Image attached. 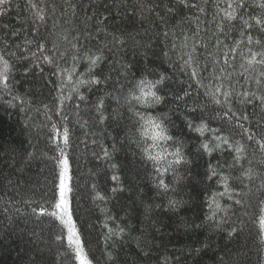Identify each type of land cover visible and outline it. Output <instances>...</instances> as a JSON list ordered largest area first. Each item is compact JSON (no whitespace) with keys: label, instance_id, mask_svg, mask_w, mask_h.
<instances>
[{"label":"trees","instance_id":"16d2710c","mask_svg":"<svg viewBox=\"0 0 264 264\" xmlns=\"http://www.w3.org/2000/svg\"><path fill=\"white\" fill-rule=\"evenodd\" d=\"M33 2L44 10V21L34 18L28 0H11L7 13L0 16V49L15 53L6 57L12 65L11 94L0 90V264H79L68 245L67 228L57 218L39 213L40 207L54 211L59 200L60 148L69 161L72 218L92 264H264L260 226L264 148L259 144L264 141V104L258 99L264 95V82L257 85L240 75L237 53L235 70L228 67L233 75L224 81L233 91L229 102L215 104L208 95L221 82L219 66L214 69L208 55L215 51L216 0H207L204 13L184 8L178 0ZM221 7H225L223 0ZM245 12L257 15L264 10L247 7L241 14ZM189 16L200 17L195 40L191 38L197 23L186 19ZM233 24L229 31L225 22L227 36H220L227 44L238 38L241 23ZM253 35L264 40V34L256 30ZM114 36L124 43L114 42ZM185 36L190 45L196 44L197 59L191 66L184 64L190 50L183 46ZM27 40H42L44 54L52 56L54 63L41 60L38 67L33 66L31 52L37 51L36 43L26 44ZM101 52L103 60L89 73L86 55ZM73 56L79 59L74 61ZM193 67L198 71L195 77ZM26 68L31 70L25 72ZM64 69L72 73V80L67 73L61 74ZM93 75L100 78V85H80L78 92L74 90L78 79ZM161 75L166 77L159 86L162 103L135 107L166 116L169 135L180 142L189 161L163 176L170 186L167 193L156 186V167L142 151L152 141L141 136L140 122L124 102L142 76L155 80ZM243 91L257 98L245 99L239 95ZM61 97H68L63 104ZM101 97L108 117L103 122L95 111ZM202 121L219 131L201 135L195 127ZM53 124L69 129L66 148L62 139L56 140ZM221 134L234 146L244 145L239 164L228 145L211 154L200 147L205 141L214 144V135ZM163 146L169 152L175 147L172 141ZM105 149L110 153L107 158ZM210 166L230 177L232 199L217 197L227 214L212 204L213 194L224 188L218 177L209 179ZM248 168L255 173L252 179L241 175ZM113 175L119 180H112ZM176 176L181 178L179 183L174 182ZM113 188L122 190L113 193ZM169 199L181 201L180 206L170 208ZM121 228L124 232L116 235ZM61 234L64 239L57 240Z\"/></svg>","mask_w":264,"mask_h":264},{"label":"snow or ice","instance_id":"6c2138e0","mask_svg":"<svg viewBox=\"0 0 264 264\" xmlns=\"http://www.w3.org/2000/svg\"><path fill=\"white\" fill-rule=\"evenodd\" d=\"M11 2V0H0V16L7 13V5ZM179 5L187 9H194L196 12L204 13L205 5L207 0H200V2H190V0H178ZM225 7H221V0H216L215 7L217 9L216 15L213 16V23L216 25V32L213 33L215 38V43L213 44L214 52L210 51L208 55L211 57L213 62L214 69L219 66L220 76L217 77L221 82L214 88V90L210 91L208 95L212 98V101L215 104L228 103L229 98L233 95V91L231 90V84L228 87H225L224 81L230 80L233 72L228 71V67H232L235 70L234 61L237 58V53H239L241 63L239 65L242 72L240 75H246L248 80L254 79L257 85H260L264 82V70L257 71L258 68H264V40L260 39L258 36L253 35V30L258 31L259 33L264 34V12L262 14L257 15H247L245 12L241 14L247 7H257L261 10H264V0H252L251 5H249V0H223ZM28 5L31 9L35 10L33 12V16L36 20L44 21L45 15L44 10L38 8L37 4L33 2V0H28ZM55 6H53L54 8ZM143 8L144 6L141 5ZM152 8L149 6V11ZM168 12H174L175 9L167 8ZM157 15H159L157 13ZM247 16V18H245ZM217 17H220L217 20ZM107 19V18H105ZM186 19L192 20L194 23L200 21L199 16H189ZM239 20L241 23V28L238 31V38L233 39L231 44H227L224 40L220 39L221 35L227 36L225 32V22H227L229 26V31L234 27L233 22ZM7 27V26H5ZM199 23H197V30L193 34L192 40H195L199 36ZM36 33H39V27L35 26L33 29ZM17 35V33H13ZM67 40V36L64 37ZM189 37L185 36L183 46L185 48H189L190 50L187 52V59L184 60L185 66H191L196 62L197 57L195 56L196 44L193 42L191 45L188 43ZM113 41L116 43L123 44L124 40L122 38L113 37ZM26 44L36 43V52H31V57L34 61L33 66H39L40 61L42 60L45 64H53V57L50 55H45L44 51L46 49V44L40 40L39 42L33 40L25 41ZM253 46H257L259 50H255ZM205 48L208 47L207 44L204 45ZM53 48H56V45L53 44ZM73 48H76V45H73ZM27 52L28 49H25ZM37 52L40 53V56H37ZM15 53H7L5 50L0 49V90L9 92L11 94V73H12V65L9 62V59L6 57ZM23 59L28 60L27 55L22 56ZM63 58V55L61 56ZM72 59L75 61L79 59L77 56H73ZM86 59L88 60V72L92 73L96 67H98L99 63L103 60L102 52L99 54L86 55ZM59 66H57L58 68ZM31 69L26 68L25 72H29ZM43 71V69H40ZM75 68H73V72ZM67 73V79L72 80V73L68 72L67 69L61 70V74ZM255 73V75H253ZM191 75L193 77L198 75V71L195 67L192 68ZM82 76V74H81ZM107 79V77L105 78ZM166 77L161 75L158 79L150 80L146 76H142L139 80H137L134 90H130L127 97H125L124 102L129 105V110L132 111L133 115L140 122V134L142 137H149L152 141L151 144L145 143L143 147V154L145 157L152 161L154 167H156V173L159 177L157 182V187L163 192L167 193L170 190V186L165 183L163 176L167 174L169 171H174L177 166L181 164H187L189 161L185 157L182 146L178 140H174V137L169 135L168 129L164 123V119L166 116H153L150 113H145L136 109L135 105L143 106L144 108H150L154 105L160 104L163 101V97L159 95V86L164 83ZM76 90L79 91L80 85H100L101 80L99 77L93 75L91 79H83L80 78L76 82ZM197 83H200L198 80ZM238 83V81H237ZM106 95H111V93H107ZM187 95V93H185ZM239 95L245 99L248 97H256L255 93H250L248 91H243L239 93ZM221 97L223 99H221ZM19 97H14V99H18ZM68 97H61V104H63V100ZM80 99L83 100L84 96L81 95ZM115 99H119L116 97ZM245 99L241 100V103L245 102ZM262 104H264V95L258 97ZM247 102L251 103V100H247ZM47 107V105H45ZM104 99L101 97L98 99L97 104L95 105V111L99 114V120L103 122L108 117L104 114ZM225 116L228 113H224ZM243 119H247V116H244ZM53 131L56 136V140L59 141L62 139L65 148L69 145V137L70 132L67 127L57 128L55 124H53ZM189 127H192L190 124ZM195 131L203 135L206 131H211L213 133L218 132V129L209 128L206 121H202L198 126L195 127ZM249 140H252L253 137L249 135L247 137ZM169 141H172L175 145L173 151L169 152L167 147L163 145H167ZM214 144H211L207 141L201 144V148L208 154H211L214 149L221 148L222 145H228L229 148H232L236 155L233 157V160L236 164H239L240 161L244 158V145L237 142L235 146L230 143L227 136L214 135ZM163 142V144L161 143ZM260 147L264 148V141L259 142ZM60 158L57 159V163L60 166L59 173V200L55 204V210L48 212L44 207H40L39 213L41 215H49L57 218L60 221V224L67 228V241L69 247L75 253V260L79 262V264H92V260L89 259L88 253L84 247V243L81 239L80 233L76 227V224L72 218L71 209H70V200L69 193L71 192V188L69 185L70 175H69V161L67 158V154L64 148H60ZM110 153L105 149L104 157H109ZM112 167H115L113 165ZM232 167V165H229ZM210 176L218 177V182L223 185L224 191L220 193L213 194L212 204L215 205L217 211H223L227 214V208H221L220 204L217 202V197L228 196L229 199H232L231 193L234 189H231L229 186L230 177L225 175L223 172H217L215 168L210 166ZM252 168H248L244 170L241 175L248 179H252L253 175ZM180 177L176 176L174 182L179 183ZM112 180L118 181L119 177L113 175ZM262 186H264V182H262ZM118 190L113 188L112 192L115 193ZM103 199V197H101ZM237 204L240 203L239 200L236 201ZM181 204V201H177L175 199H169L168 206L172 209H177ZM212 205H210L211 207ZM33 213L37 211V209L32 210ZM212 219L215 218V212L213 213ZM260 226L264 229V215L260 216ZM235 231V229H233ZM109 232H113L112 229H109ZM124 232V229H119L116 232V235H121ZM57 240H63V234L58 235L56 237Z\"/></svg>","mask_w":264,"mask_h":264}]
</instances>
